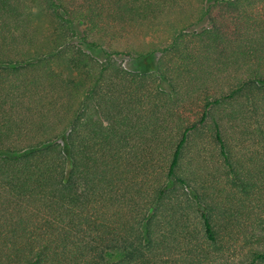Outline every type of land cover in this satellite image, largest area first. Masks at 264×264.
Returning <instances> with one entry per match:
<instances>
[{"label": "trees", "instance_id": "trees-1", "mask_svg": "<svg viewBox=\"0 0 264 264\" xmlns=\"http://www.w3.org/2000/svg\"><path fill=\"white\" fill-rule=\"evenodd\" d=\"M199 1L0 0V264H264V0Z\"/></svg>", "mask_w": 264, "mask_h": 264}, {"label": "rangeland", "instance_id": "rangeland-1", "mask_svg": "<svg viewBox=\"0 0 264 264\" xmlns=\"http://www.w3.org/2000/svg\"><path fill=\"white\" fill-rule=\"evenodd\" d=\"M196 2L197 9H202L203 5L199 0H193ZM202 11V10H201ZM187 14V11H185ZM184 8L181 10V12H178L179 14H183ZM200 12V11H199ZM45 12L39 7V6H34L33 8V18L34 21L37 25V27L41 30H44L46 28V17H45ZM161 39H164L165 36L162 35L160 37ZM160 43V39L157 36H150L149 38H144L143 40H136L135 41V46L138 51L139 49L142 50H147L148 48L154 46L157 47ZM143 47H146L145 49ZM111 50L116 49V50H123L122 47L118 46H109L107 44H104V49L105 50ZM109 52V51H108ZM118 61L123 65V67L129 71L133 72H139V73H148L152 72L155 67V61L152 58H145V59H131L126 56H119ZM238 262V260H237ZM230 264V263H229ZM237 264V263H236Z\"/></svg>", "mask_w": 264, "mask_h": 264}]
</instances>
